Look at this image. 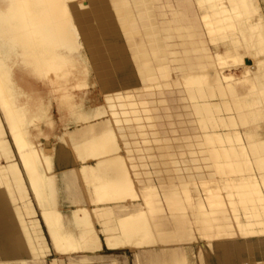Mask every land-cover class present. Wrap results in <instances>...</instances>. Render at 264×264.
Returning a JSON list of instances; mask_svg holds the SVG:
<instances>
[{
	"label": "bare ground",
	"instance_id": "6f19581e",
	"mask_svg": "<svg viewBox=\"0 0 264 264\" xmlns=\"http://www.w3.org/2000/svg\"><path fill=\"white\" fill-rule=\"evenodd\" d=\"M74 1L94 5L96 0H0V162H6L4 170L0 167V264H46L50 249L69 257L70 263L87 264L90 258L85 253L101 247L95 223L96 211L101 208L85 206L74 177L71 187L66 184L73 206L68 213L62 212L53 166L56 148L48 138L55 121L50 115L53 97L60 120L72 113V121L79 123L57 137L72 147L74 158L81 162L76 171L83 188L91 200L101 199L104 191L109 194L104 183L113 175H120L111 163L112 157L98 158L95 164L86 160L118 149L120 137L105 100L117 93L103 92V104L89 109L79 104L73 112L71 105L67 106L73 93L55 96L63 86L86 85L85 77L89 75L91 62L83 49L89 42L80 39L82 33L71 7ZM99 1V10L107 12L108 17L107 6ZM258 1L262 3L195 0L216 68L208 73L188 74L172 80L170 85L189 90L233 84L239 89L243 83L248 89L264 77V24L256 28L245 23L248 15L258 18L264 12H260ZM114 6L117 8L118 4ZM81 74L84 78L79 77ZM71 79H76L72 85ZM158 85H153V89L164 84ZM145 89L148 87L118 93L131 96V91L136 94ZM108 142L110 147L106 146ZM95 151L99 152L94 155ZM66 158L65 153L61 154L62 160ZM212 167L216 178L153 184L137 196L143 200L113 204L110 214L118 219L123 232L105 233L106 245L132 249L135 264H228L234 248L264 242V174L240 172L231 162L212 163ZM190 171L196 173V167ZM124 174L126 171L121 173ZM125 182L124 178L118 179L121 189L113 195L115 198L132 191L130 187L131 191L124 193ZM41 218L47 244L40 231ZM221 239L237 240L215 242ZM74 254H79L76 259ZM237 257L241 264L256 259L241 251ZM48 264L62 263L53 258Z\"/></svg>",
	"mask_w": 264,
	"mask_h": 264
},
{
	"label": "crops",
	"instance_id": "0c3cea01",
	"mask_svg": "<svg viewBox=\"0 0 264 264\" xmlns=\"http://www.w3.org/2000/svg\"><path fill=\"white\" fill-rule=\"evenodd\" d=\"M110 1L115 23L108 20L107 12L99 10V0L94 5L74 1L71 7L82 39L89 41L86 43L87 56L94 64L102 91L117 93L108 95L105 100L122 145H136V137L130 136L132 132L136 135L140 131L150 132L160 155L172 160L170 169L159 175L166 183L216 178L212 163L219 162H231L240 172L264 174V77H259L248 89L241 83L240 90L233 84L189 90L173 87L172 80L188 74L212 72L216 68L195 0ZM191 4L193 7L189 6ZM116 23L124 37V46L111 40L117 37L113 33ZM100 35L106 36V51ZM153 85L163 86L153 89ZM142 86L148 89L136 94L131 91V96L118 93ZM70 116L61 123L67 130H71ZM56 148L59 152L53 166L58 201L60 207H67L69 212L73 205L66 184L71 187L74 177L82 190L76 171L80 163L71 157L70 145L58 141ZM63 153L67 156L66 162L61 159ZM137 154L145 155L144 152ZM193 166L196 173L190 171ZM117 184L108 186L109 194L118 195L121 188ZM100 210L97 209L96 214L104 218ZM108 216L111 217L110 212ZM100 244L96 251L85 253L90 258L89 264H135L132 249H110L101 235ZM78 255L74 254L73 258Z\"/></svg>",
	"mask_w": 264,
	"mask_h": 264
},
{
	"label": "rangeland",
	"instance_id": "374dc122",
	"mask_svg": "<svg viewBox=\"0 0 264 264\" xmlns=\"http://www.w3.org/2000/svg\"><path fill=\"white\" fill-rule=\"evenodd\" d=\"M224 1L225 0H216L215 3L216 4H220V3H224ZM101 2H102L103 5H105V7L107 6L106 10H109L108 11L109 18L112 20L113 23H115V16L112 14V11L110 10L111 9V1L110 0H105V1L101 0ZM258 2H260L259 10L261 12V10L264 9V8H261L262 6L264 7V5H263L264 1L262 0V3H261V1H258ZM262 12L258 16V18L254 17V16H256L254 14L253 15H248L246 18H249V19H247V20L245 19V23L246 24L247 23H249V24L251 23L252 26L254 24V26L256 28H259L260 26H262L264 24V21H263L264 20V15H263L264 12L263 13ZM91 22L93 24L96 23L95 20H92ZM255 23H257L259 25L255 24ZM114 26H115V28H114L115 31L113 33L116 34L117 37H115L114 39H111V40L123 43L121 45L124 46V37L121 35L122 34L121 31L117 27V23L114 24ZM80 39L84 43L85 40L82 39V36H81ZM99 40L101 42L103 50L106 51L108 49V46L106 44L107 43L106 42V36L100 35L99 36ZM83 49L85 51L87 50V48H83ZM86 53H87V51H86ZM107 57L111 61V56H109L108 53H107ZM89 65H90V69H88V70H89V75L90 76L88 75V76L85 77L84 83H86V85H82L81 87H76V88H74V87L70 88V86H65V87L63 86L59 90L57 89V91L55 92L56 95L54 94L55 96H58L59 94L61 95L62 93L64 94L66 92L73 93L74 97L71 95L72 98L67 104V106L71 105V112H73L75 110L74 108L77 109V106H80V105L84 109H89V108H92V107H94L96 105L104 103L102 85L97 80L95 71L93 69H91L92 68L91 63H89ZM112 74H114V70H112ZM79 77L80 78H84L83 74L79 75ZM88 77H89V79H88ZM75 82H76V79H71V85L74 84ZM41 87H43V86H41ZM75 93H77V94H75ZM79 95L82 97L81 99H79L80 98ZM51 99H52L53 105L50 106V112H51L50 115H51V119H54L55 121L53 120L54 121L53 128L50 130L51 136L49 135L48 138L50 139V142L53 143L55 148H56L57 143L59 141L57 135L61 134L63 131H67V127H63V124H61V123L66 121L68 116L66 118H63L62 120H60L59 114L57 112V106H56V103H55L56 99L53 98V97ZM63 109H64V111L67 110L65 108H63ZM67 115H71V130H72L75 127H77L79 125V123L75 124L72 121V120H74L73 117H72V115H73L72 113H68ZM6 130L8 131V129H6ZM130 136L131 137L132 136L136 137L134 139V141H135L134 144H136V145H132V144L122 145L123 143H121V142H123V141H119L118 140V142L117 141L116 142L119 143L117 145L118 146L117 148L119 149V151H118V149H117V151L116 150H111V151L110 150L109 151L106 150L105 154H103L101 156L94 157V158H87V160H86L87 163L95 164V163H97V159L98 158H101V157L102 158H104V157L106 158V157L111 156L112 157L111 158V163L114 164L113 167H114L116 173L117 174L120 173V175L119 174H118V176L117 175L116 176L113 175L114 177H111L108 181L106 180L104 185L108 187V186H110L112 184H117L118 179L124 178V180L126 181L125 184H124L125 187L123 186V189L125 190L124 193H127V192L131 191L130 187H132V191L127 193L126 196H124L122 198H119V200H118V197L115 198V196H113L111 194H108V192H105V191H104L105 195L102 197L103 199L102 198L101 199L95 198V199L91 200L89 198V196H88L87 190H85L83 188V183L81 181L82 190L81 189L80 190L83 192L82 195H84V194L86 195L85 206H87L89 209H93L94 207L99 206L101 208V210H100L101 213H103V215H105L104 218H107V219L110 217V216H108V213L112 212V208H113L112 205L113 204H115V203L126 204V203H132V202L138 201V200L141 199V197L139 198L137 196H142L143 195V190L146 189L147 186H150V185H153V184H156V183H166L165 180H162L163 177H161L159 175L163 174L164 171L166 172V171H168L170 169L169 164H171L172 160H169V159L165 158L164 154L160 155V153H159L160 151L155 146L154 138H152V135H151L150 132L140 131V132L137 133V135H136L135 132H132ZM9 137H10V141H12V143H13V139H12L11 135H9ZM110 143L111 142H108L106 144V146L110 147V145H111ZM133 146H135L137 149H130V147H133ZM127 147H129V149H127ZM58 152H59V150H57V148H56L55 149L56 155L58 154ZM73 152L74 151H73V149L71 147V157H74V153ZM97 152H99V151H95L93 154L95 155ZM137 152H139V153L140 152H144L145 155L137 154V156H136L135 154ZM55 153H54V156H55ZM121 154H122L123 157L121 156ZM112 155H115V156L118 155V158H120V160L117 161V159H118L117 156L115 158ZM142 156H144V158ZM113 158H115L116 160L115 159L113 160ZM116 161H117V163H116ZM79 163L81 164V162H79ZM135 163L138 164V165L134 166ZM0 167L4 170L6 168V162L5 161H1L0 162ZM123 168H126L128 171L123 169ZM122 170H124V171H122ZM125 171H126V174L128 175V177H127L126 174H124V176H126V177L122 176L123 174L121 175V173H123V172L125 173ZM156 174H157V176H156ZM114 179H116V180L114 181ZM130 179L132 181H130ZM159 179H160V181H158ZM133 182H134V184H133ZM129 185H132V186H129ZM96 192H97V194L100 193V191H98V190ZM130 194L134 195V197H131V198L127 197ZM32 195H33V192H32ZM109 195H111V196H109ZM120 196H123V193ZM126 198H127V200H126ZM113 200H115V201H113ZM141 200H143V198ZM88 205H91V206H88ZM61 209H62V212L68 213V208L67 207H64V208L61 207ZM38 210H39V208H38ZM36 216L39 217L38 212H37ZM97 217H98V215H95V218H96V222L95 223H96V226H97L98 231H99V236L100 235L102 236V240L104 241L105 245H106L105 233L108 234V235H117V234L120 235L121 232H123V230H120L119 226L121 224L119 223L118 219H116V217H112L111 216L108 221L107 220H103L104 218L102 216H99L98 218ZM39 221H40L39 224H40V231L42 233V237L44 238L45 243L47 244L48 243L47 242L48 241V235H47V233L44 230L43 219L41 218V220L39 219ZM233 240H237V239H228V240H222L221 239V240H216L215 242L224 243V242H232ZM106 247H108V246L106 245ZM108 248H110V247H108ZM115 248H119V247H111L110 249H115ZM240 249L239 248H234V252L232 254H234V253H236V254L234 255V257H231L232 254L229 256L230 259L232 258L231 259L232 261L229 262L228 264H241L239 259H238V257H237V253H239L240 251L244 252V253H246V252L250 253L251 255L256 257L255 261L253 263L250 262L249 264H264V242H261L260 244L259 243L258 244H254L253 246L249 245L248 247H246L244 249H241V250ZM238 250H239V252H236ZM53 258H57L58 260H60V262L62 264H74V263H70L69 262V257H67L65 255H60L58 253H55L52 249H50L49 253L46 256V264L50 263V260L53 259ZM87 264H89V263H87ZM112 264H115V263L112 262Z\"/></svg>",
	"mask_w": 264,
	"mask_h": 264
}]
</instances>
